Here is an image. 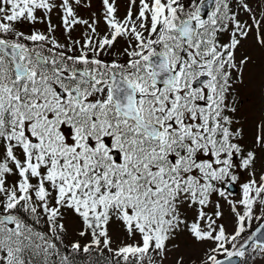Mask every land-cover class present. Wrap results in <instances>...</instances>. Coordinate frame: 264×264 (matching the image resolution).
Segmentation results:
<instances>
[{"label":"snow or ice","instance_id":"6c2138e0","mask_svg":"<svg viewBox=\"0 0 264 264\" xmlns=\"http://www.w3.org/2000/svg\"><path fill=\"white\" fill-rule=\"evenodd\" d=\"M81 252L264 259V0H0V264Z\"/></svg>","mask_w":264,"mask_h":264},{"label":"trees","instance_id":"16d2710c","mask_svg":"<svg viewBox=\"0 0 264 264\" xmlns=\"http://www.w3.org/2000/svg\"><path fill=\"white\" fill-rule=\"evenodd\" d=\"M66 246V243L64 242V245H62V248ZM99 260V264H104L102 257H97L95 253H93L91 256L89 254H85L83 252L77 254L74 258V264H90V262Z\"/></svg>","mask_w":264,"mask_h":264},{"label":"rangeland","instance_id":"374dc122","mask_svg":"<svg viewBox=\"0 0 264 264\" xmlns=\"http://www.w3.org/2000/svg\"><path fill=\"white\" fill-rule=\"evenodd\" d=\"M81 242L83 243V241ZM247 264H264V259H256L254 262L252 260H249Z\"/></svg>","mask_w":264,"mask_h":264}]
</instances>
